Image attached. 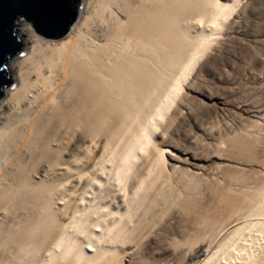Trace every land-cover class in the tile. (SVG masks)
I'll return each mask as SVG.
<instances>
[{
    "label": "rangeland",
    "instance_id": "374dc122",
    "mask_svg": "<svg viewBox=\"0 0 264 264\" xmlns=\"http://www.w3.org/2000/svg\"><path fill=\"white\" fill-rule=\"evenodd\" d=\"M218 1L223 7L191 30L202 48L145 136L129 141L132 121L111 143L65 136L72 166L56 212L86 253L80 264H264V0ZM84 7L80 0L73 25L88 16ZM105 13L83 29L105 28L115 10ZM69 33H35L36 44L52 54ZM22 44L12 59L30 47ZM8 75L9 91L17 83ZM79 218L88 219L82 233ZM238 221L240 233H222Z\"/></svg>",
    "mask_w": 264,
    "mask_h": 264
},
{
    "label": "bare ground",
    "instance_id": "6f19581e",
    "mask_svg": "<svg viewBox=\"0 0 264 264\" xmlns=\"http://www.w3.org/2000/svg\"><path fill=\"white\" fill-rule=\"evenodd\" d=\"M82 1L89 17L72 25L68 45L52 54L38 47L31 25L16 23L19 41L30 47L9 61L17 85L1 92L0 119L9 114L0 120V264H80L86 258L56 212L72 166L65 136H105L111 143L132 121L129 141L140 140L203 45L191 30L223 7L218 0ZM110 8L115 15L105 28L83 29L90 16L103 18ZM61 88L64 94L56 96ZM110 125L114 130L104 132ZM243 222L222 233L242 230ZM87 226V218L73 225L77 233Z\"/></svg>",
    "mask_w": 264,
    "mask_h": 264
},
{
    "label": "water",
    "instance_id": "95a60500",
    "mask_svg": "<svg viewBox=\"0 0 264 264\" xmlns=\"http://www.w3.org/2000/svg\"><path fill=\"white\" fill-rule=\"evenodd\" d=\"M80 0H0V97L9 83L8 62L23 47L16 34L22 19L46 40L66 36L77 17Z\"/></svg>",
    "mask_w": 264,
    "mask_h": 264
}]
</instances>
